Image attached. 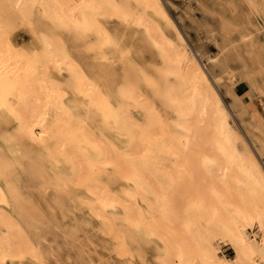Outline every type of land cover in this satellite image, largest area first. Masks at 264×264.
I'll return each mask as SVG.
<instances>
[{
  "label": "bare ground",
  "instance_id": "obj_1",
  "mask_svg": "<svg viewBox=\"0 0 264 264\" xmlns=\"http://www.w3.org/2000/svg\"><path fill=\"white\" fill-rule=\"evenodd\" d=\"M245 1L252 13L264 20V0ZM16 2L23 6L30 0H0V22L10 24V28L0 31V117L10 121L11 139L28 144L36 153L39 160L32 162L33 171H39L44 180L46 167L52 172V180L45 183L72 206L86 207L90 216L85 225L93 228L105 244L96 239L70 241L59 236L45 219L36 216L33 206L13 192L6 175L9 166L0 164V264H84L86 260L92 264H159L165 255L172 264H264V172L245 144L239 148L241 135L233 128L213 86V81L220 84L223 77L211 81L201 54L191 50L162 0H128L132 8L127 22L102 20L109 34L113 23H118L122 37L121 50L104 49L107 63L82 49L74 50L60 29L42 19L44 13L53 15L55 7H2ZM43 2L51 5L53 0ZM244 38L249 47H255L250 34ZM60 40L72 63L61 57L54 68L44 58L54 54ZM45 41L51 48H46ZM96 44L93 39L92 45ZM147 52L149 58L144 61ZM154 69L168 74L166 79L179 101L180 115L172 118L176 123L183 122L174 135L177 140L183 136L189 152L177 159L179 153L168 155L162 150L158 183L138 188L135 183L121 180L109 185L120 205L115 208L119 214H114L97 202L105 198L102 187H78L82 161L60 156L68 151L61 135L65 118L58 113L56 96L49 99L42 90V80L47 75L50 81L63 86L60 91L67 95L59 104L65 108L69 102L83 105L89 96L91 104L115 106L113 101L121 86L137 77L139 71L151 75ZM230 79L235 81L234 76ZM245 87L249 88L246 82L241 89ZM10 110L31 127L30 134L8 115ZM32 112L36 113L34 120ZM252 114L263 122L264 116L258 110ZM93 123L99 127L98 120ZM205 160L211 163L205 164ZM173 174L175 184L163 179ZM161 194L169 201L167 220L160 223L159 239L142 245L138 252L127 238L126 215L137 208L147 214ZM133 196L137 199L132 200ZM156 220L159 222L160 217ZM224 245L233 251L232 256L224 253ZM124 246L135 253L130 261L122 262L118 255ZM33 250L35 258L29 255Z\"/></svg>",
  "mask_w": 264,
  "mask_h": 264
},
{
  "label": "snow or ice",
  "instance_id": "obj_2",
  "mask_svg": "<svg viewBox=\"0 0 264 264\" xmlns=\"http://www.w3.org/2000/svg\"><path fill=\"white\" fill-rule=\"evenodd\" d=\"M5 9H25L55 7L57 11L53 15L44 13L42 19L48 21L51 26L61 30V33L69 40L76 51L81 49L92 53L98 60L109 62L104 55L105 48L121 50L120 28L118 23H113L112 33L109 34L102 23L109 19L120 23L127 22L132 5L128 0H68L62 3L61 0H53V3L46 4L43 0H30L26 5L19 2L2 5ZM10 28V24L0 22V31ZM235 31L232 25L225 26V34ZM96 39L97 44L92 45ZM46 48H51L45 41ZM124 55H127L126 53ZM63 57L68 63H72L67 55V49L62 40L59 41L54 54L46 55L44 62L57 68V60ZM252 68L248 69L251 76H258L264 80V51L259 59V71L256 70L254 54L246 57ZM231 58L225 55L222 59L221 70L228 69ZM233 67H241L233 64ZM168 74L160 69H154L151 75L139 71L138 76L129 83L121 86L117 100L112 105L91 104V96L85 99L81 105H73L65 108L59 101L67 95L60 91L63 87L50 81L45 75L42 80V90L47 92L49 99L56 96L58 101V113L65 118L64 130L61 135L68 151L60 153L65 159H79L82 161L81 183L78 187H91L96 185L103 188V200H98L104 208L115 209L118 205V197L109 191V185L118 184L121 180H128L135 183L138 188L142 185L149 186V182L158 183L161 167L160 156L162 150L168 155L179 153L177 159L188 155L189 148L183 136L177 140L174 135L181 123H176L173 115L179 116V101L172 85L166 79ZM71 87V85H69ZM80 96L84 93L79 92ZM83 109V111H81ZM75 113V115L73 114ZM8 115L18 121L22 130L31 133V127L25 125L24 121L14 111ZM33 120L36 113H31ZM44 117H40L43 119ZM99 121V127H95L94 121ZM10 121L0 117V123L7 124ZM188 134L187 129H183ZM43 136V134H42ZM35 140V137H32ZM211 163L205 160V164ZM169 184H175V175L163 177ZM101 181L106 183L101 184ZM153 195H156L153 193ZM132 200L137 197H131ZM147 202V201H146ZM167 195L156 196L154 204L146 214L138 208L136 211L127 213L125 224L128 231V239L139 252L142 245L151 244L153 239H159L157 232L160 223L166 222L169 211ZM196 205H193L195 207ZM160 217V221L156 220ZM147 217V218H146ZM142 255V252L140 253ZM29 255L36 257L35 250ZM122 262L131 260L135 253H130L126 246L118 250ZM84 264H92L86 260ZM100 264H109L108 261H101ZM142 264V261H141ZM159 264H172L168 255H165Z\"/></svg>",
  "mask_w": 264,
  "mask_h": 264
},
{
  "label": "rangeland",
  "instance_id": "obj_3",
  "mask_svg": "<svg viewBox=\"0 0 264 264\" xmlns=\"http://www.w3.org/2000/svg\"><path fill=\"white\" fill-rule=\"evenodd\" d=\"M162 3L191 50L201 54L211 81L223 77L220 84L213 81V86L233 128L241 135L239 148L245 144L264 172V120L260 123L252 116L257 110L264 116V92L260 93L264 91V80L250 75L248 69L252 64L246 59L250 53L254 54L259 71V59L264 51V20L252 13L245 0H162ZM226 25H232L235 31L225 34ZM247 33L254 38L255 47L248 46L244 38ZM225 55L231 58V63L228 69L221 70ZM143 57L145 61L149 53ZM233 64L241 67H233ZM230 76H234L235 81ZM245 82L249 88L241 89ZM11 133L10 123H0V164L9 166L6 175H9L13 192L25 204L33 206L36 216L45 219V224L56 229L59 236L70 241L101 240L93 228L85 225L90 216L86 207L76 208L58 196L54 188L45 183L52 180V172L46 167L44 180L39 171H33L32 162L39 158L28 144L20 145L11 139ZM109 211L119 214L118 209ZM222 249L226 255H233L226 245Z\"/></svg>",
  "mask_w": 264,
  "mask_h": 264
}]
</instances>
